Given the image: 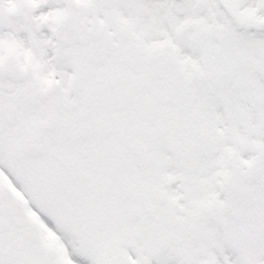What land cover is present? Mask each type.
I'll list each match as a JSON object with an SVG mask.
<instances>
[{
    "label": "snow or ice",
    "instance_id": "6c2138e0",
    "mask_svg": "<svg viewBox=\"0 0 264 264\" xmlns=\"http://www.w3.org/2000/svg\"><path fill=\"white\" fill-rule=\"evenodd\" d=\"M0 264H264V0H0Z\"/></svg>",
    "mask_w": 264,
    "mask_h": 264
}]
</instances>
